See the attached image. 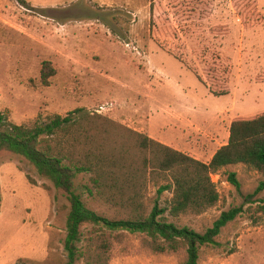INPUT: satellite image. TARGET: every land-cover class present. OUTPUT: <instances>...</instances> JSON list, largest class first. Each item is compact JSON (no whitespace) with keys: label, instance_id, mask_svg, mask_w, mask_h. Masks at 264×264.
Segmentation results:
<instances>
[{"label":"rangeland","instance_id":"rangeland-1","mask_svg":"<svg viewBox=\"0 0 264 264\" xmlns=\"http://www.w3.org/2000/svg\"><path fill=\"white\" fill-rule=\"evenodd\" d=\"M78 109L208 161L232 122L264 114V0H0V114L32 127ZM86 179L78 178L77 191L87 207L123 219L88 196ZM262 179L245 165L228 167L213 176L217 206L165 215L203 234L223 212L242 208L215 245L200 249L199 264H264V191L246 201ZM160 185L149 184V211L171 198L159 197ZM0 198V264H67L70 204L62 191L3 151ZM92 230L83 229L85 238ZM103 233L109 264H186L184 249L158 253L145 235Z\"/></svg>","mask_w":264,"mask_h":264},{"label":"trees","instance_id":"trees-1","mask_svg":"<svg viewBox=\"0 0 264 264\" xmlns=\"http://www.w3.org/2000/svg\"><path fill=\"white\" fill-rule=\"evenodd\" d=\"M52 73L54 70L49 68L43 71L46 86ZM3 151L27 160L40 177L67 196V264H109L110 242L103 232L145 235L156 252L184 249L186 264H199L200 249L215 245L216 238L242 213V208L223 212L203 234L180 228L167 221L165 215L199 216L217 206L220 194L213 176L231 166L245 165L263 177L247 203H253L254 196L264 191V114L232 122L227 145L219 148L209 163L84 109L32 127L16 125L0 114ZM82 175L87 178L83 189L88 196L121 210L123 219L111 220L87 207L77 191V180ZM227 176L239 190L237 174L229 172ZM152 182L161 184L159 197L169 193L171 198L164 207L157 203L149 211L145 199ZM87 226L93 230L85 238L83 229Z\"/></svg>","mask_w":264,"mask_h":264},{"label":"crops","instance_id":"crops-1","mask_svg":"<svg viewBox=\"0 0 264 264\" xmlns=\"http://www.w3.org/2000/svg\"><path fill=\"white\" fill-rule=\"evenodd\" d=\"M230 128H231V124H230L229 129H228V132H227V134H226V136H225V142L223 143L222 146L227 145V143H228V141H229ZM136 131H139V132H140V130H136ZM149 137L152 138V139H155V140H157V141H159V142H161V143H163V144H165L164 141L161 139V137H160L159 135H157V134L150 133ZM165 145H167V144H165ZM168 146H170V145H168ZM222 146H220V148H221ZM170 147H172V146H170ZM218 149H219V148H218ZM218 149H217V150H218ZM217 150L211 155V157H210V159H209L208 161H205V163H209V162L211 161V159L213 158V156L215 155V153L217 152ZM192 157L195 158V159H197V160L202 161V160H201L200 158H198V157H194V156H192ZM202 162H203V161H202Z\"/></svg>","mask_w":264,"mask_h":264}]
</instances>
